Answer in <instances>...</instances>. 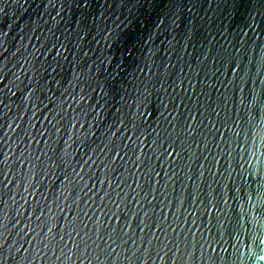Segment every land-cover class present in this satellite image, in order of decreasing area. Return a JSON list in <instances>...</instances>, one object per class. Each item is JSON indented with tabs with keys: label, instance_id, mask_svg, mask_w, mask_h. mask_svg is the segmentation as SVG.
Returning <instances> with one entry per match:
<instances>
[{
	"label": "water",
	"instance_id": "95a60500",
	"mask_svg": "<svg viewBox=\"0 0 264 264\" xmlns=\"http://www.w3.org/2000/svg\"><path fill=\"white\" fill-rule=\"evenodd\" d=\"M0 264H264V0H0Z\"/></svg>",
	"mask_w": 264,
	"mask_h": 264
}]
</instances>
